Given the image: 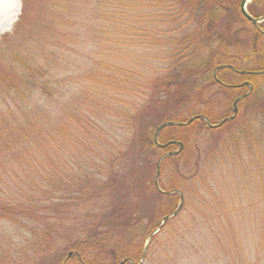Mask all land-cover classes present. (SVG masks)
Segmentation results:
<instances>
[{
  "label": "trees",
  "instance_id": "obj_1",
  "mask_svg": "<svg viewBox=\"0 0 264 264\" xmlns=\"http://www.w3.org/2000/svg\"><path fill=\"white\" fill-rule=\"evenodd\" d=\"M46 1L45 10L52 18L53 45L49 49L46 46L43 55L52 62L49 69L42 65L37 66L35 74L62 70L64 63L59 51L68 47V41H76L74 33L78 29L84 28L94 32L92 22L96 20V14L101 13L99 8L105 6L104 9L112 10L121 3L120 10L136 11L134 0ZM201 1L180 0L183 8L193 13L196 11L192 8L200 7L199 27L194 37L177 34L161 36L169 39L170 46H183L179 49L180 58L185 56L192 44L200 42L203 47L201 49L205 50L207 55L198 68L191 62L180 66V62L186 59L184 57L178 64H174L171 70L165 72V78H154L147 82L149 85H145L146 80L134 82L133 85H130L128 80V83L122 84L121 80H126V71H123L116 81L110 77L108 62L114 61L119 54L124 56L126 51L119 52V47L126 49L127 46H120L119 42V45L103 49L99 45L100 51L110 56L106 60H98V70L101 72L93 75L95 77L97 74L98 78L96 77L97 82L91 89V94L87 97L83 95V98L75 103L74 109L69 110L68 116L65 114V108L67 112L68 109L62 105L63 102L60 104L56 101L58 108L56 111L51 110L50 101L59 98L57 87L61 85L60 82L53 83L55 87L51 93H47V87H44L42 97L45 99L42 101L40 97L35 100L31 110H25L18 118L12 115L2 116L0 123L5 128L0 129V221L12 223L30 235V247L23 250V253L30 256L32 264H46L49 258V264H69L70 261H75L76 264H91L94 258L90 257V253L93 249L100 251L98 248H103L101 250L106 251L109 258H113V264H119L126 259L133 263L125 264H140L149 235L159 227L165 216L173 213L163 212L161 220L153 228L147 229L152 225L145 219L144 196L151 195L150 191L155 186L141 173L143 166H138V159L144 154L157 155L158 152H165L161 153L163 156L179 149L178 145L173 144L165 148L158 147L154 143L156 129L163 123H174L175 126L165 127L160 131L158 143L163 146L169 142L181 143L183 150L186 138H162L165 129L182 130L196 125L198 133H202L204 130L213 129L210 126L230 121L228 119L232 115H222L218 120L207 108L193 112L189 117L180 118V113L175 112L179 107H187L192 93L197 90L202 92L203 87L214 85V68L222 67L219 68L221 70L218 69L217 78L231 86L227 88L215 84L218 94L236 92L238 96L240 93H246V87H237L243 81L250 82L253 91L259 88V77L264 75V22L253 26L247 21L239 10V0H216L213 7L209 6V2ZM28 2L29 0H22L19 23L27 16ZM221 11L228 15L224 32L218 31L220 23L217 18ZM247 12L256 19L263 17L264 2L252 0L247 6ZM63 19L68 22L60 23ZM239 24L242 28L252 27L253 34L249 37L251 40L249 39L246 51L230 54L231 49L239 44L237 35L240 29L235 30V25ZM135 35L130 34L124 39H130L131 42L135 40ZM191 61L199 62L194 59ZM240 62L246 66L240 67ZM222 72L235 80L221 79L219 75ZM240 72L245 75H239ZM27 77L31 82L33 76ZM167 78L170 79L167 81ZM142 89L147 91L139 97ZM137 98L141 103L136 102ZM249 98L247 96L239 100L238 108ZM19 104L26 105V99H19ZM104 108L125 123L115 127V131L122 133L114 142L108 139L107 131L98 129L100 127L96 123L97 114L103 113ZM191 118L195 119L187 124ZM11 121L16 123L15 126L12 127ZM136 143L137 147L140 145L138 156L132 153ZM98 152L101 153L98 155L101 157L99 164L95 160ZM172 159H176V156H166L160 164V171L164 162ZM150 173L156 175V166ZM158 185L164 193H159L155 188L156 199L171 200L175 197L180 202L179 195L170 194L174 190L167 191L159 183ZM6 192L8 195L1 196ZM204 206L203 204L201 208ZM70 212L73 215L81 213V225H78L80 229L70 222L65 224V220H73L69 216ZM167 222L168 220L152 236L144 255L147 256L148 251H151L150 244L155 241Z\"/></svg>",
  "mask_w": 264,
  "mask_h": 264
},
{
  "label": "rangeland",
  "instance_id": "obj_2",
  "mask_svg": "<svg viewBox=\"0 0 264 264\" xmlns=\"http://www.w3.org/2000/svg\"><path fill=\"white\" fill-rule=\"evenodd\" d=\"M3 1H13L22 9V0ZM215 1L202 0L201 3L209 2V6L213 7ZM134 4V12L120 10L121 3L112 10L104 9L105 6L99 8L101 13L96 14V20L92 22L94 32L78 29L74 33L76 41H68V47L59 51L64 63L62 70L35 74L39 65L47 69L51 67V59L44 58L43 54L46 46L49 49L53 45V26L51 15L46 12L47 1L29 0L27 16L19 23L20 11L13 26L0 33V121L2 116L18 118L25 110H31L35 100L40 97L42 101L45 99L42 97L44 87H47V93L54 90V82H60L61 85L57 87L59 98L50 101L51 110L56 111L58 108L56 101L60 104L63 102L62 105L68 109L67 112L65 108L68 116L69 110L74 109L75 103L83 95L87 97L91 94L97 74L101 72L98 70V60H106L110 56L101 52L99 45L103 49L119 45V42L120 46H127L126 49L119 47V52L126 51L124 56L119 54L114 61L108 62L110 77L114 80L117 81L118 76L126 71V80L120 79L122 84L128 83V80L130 85L146 80L145 85H149L147 82L154 78H165V72L184 57L186 62H180V66L189 62L195 68L201 66L207 52L201 49L200 42L192 44L185 56L180 58L179 49L183 46H170L166 38L171 34L194 37L199 27L200 7L192 8L196 11L193 13L184 9L180 0H134ZM227 16L226 12H220L217 18L220 23L218 31L224 32ZM64 22L68 20L63 19L60 23ZM235 28L240 29L237 35L239 44L231 49L230 54L246 51L251 40L249 37L253 34L252 27L242 28L239 24ZM130 34L137 35L131 42L130 39H124ZM239 66L246 65L240 62ZM30 75L33 76L31 82L27 77ZM212 76L217 78L216 68L212 70ZM219 77L226 81L235 80L225 72L220 73ZM259 78V88L249 95L250 98L241 103L240 108L236 103L237 112L233 120L202 133H198L196 125L182 130H164L162 138L183 137L186 138V146L175 155L176 159L164 162L158 183L164 190L179 191L183 202L177 215L168 220L155 241H152L151 251H148L147 256L144 255L140 264H264V75ZM215 84L205 88L200 86L203 87L202 92L197 90L192 93L187 107L175 110L180 113L179 117H189L193 112L206 108L218 120L225 114L231 116L237 93L218 94ZM145 91L142 89L139 97ZM22 98L26 99V105L19 104ZM138 98L136 102L141 103ZM97 116L94 118L100 127L98 129L107 131L108 139L114 142L122 133L115 131V127L125 123L106 108ZM15 124L11 121L12 127ZM2 128L5 126L0 123ZM139 150L140 145L137 147L136 143L133 155L138 156ZM161 153L144 154L138 159V166H143L141 173L150 184L155 182L156 177L155 174L151 175V169L155 168ZM99 154L95 158L98 164L101 160ZM154 191L155 187H152L151 195L142 193L146 200L145 219L152 225L147 229L153 228L161 220L163 212L172 213L179 205L175 197L171 200L156 199ZM5 195H8L7 192L1 194ZM203 204L205 206L201 208ZM69 216L73 220H65V224L70 222L80 229L81 213L73 215L70 212ZM29 242L28 233L12 223L0 221V264H32L30 256L23 253L30 247ZM98 249L100 251L93 249L90 253V257L94 258L91 264L115 262L107 256L106 251L101 250L103 248ZM45 263L49 264L50 258ZM69 264L76 263L70 261Z\"/></svg>",
  "mask_w": 264,
  "mask_h": 264
},
{
  "label": "water",
  "instance_id": "obj_3",
  "mask_svg": "<svg viewBox=\"0 0 264 264\" xmlns=\"http://www.w3.org/2000/svg\"><path fill=\"white\" fill-rule=\"evenodd\" d=\"M251 2H252V0H241V3H240V12H241L242 16H243L247 21H249L253 26H257V25H259V24H261V23L264 22V16L261 17V18L256 19V18L251 17V16L248 14V12H247V5H249ZM219 68H222V67H218V68H216V70L219 69ZM236 103H237V101H235L234 104H233V107H234V108H233V114H232V116L229 118V120H233L234 117H235V115H236V112H237ZM194 119H195V118H191L187 124H190ZM205 121L207 122L206 119H205ZM223 123H224V121H222V122H221L220 124H218V125L210 126V127H211V128H217V127L221 126ZM187 124H180V126H185V125H187ZM169 126H175V124L172 123V122L163 123V124H161V125L156 129V131H155V133H154V143H155L158 147H160V148H165V147H167V146H169V145H171V144H173V145H178V146H179L178 151L173 152V153H167V154L161 156V158L158 160V162H157V164H156V177H155L154 186H155V188L157 189V191H158L159 193H164V192H162V191L159 189V187H158V179H159V175H160V164H161L162 160H163L166 156L176 155V154H178V153L182 150V144H181V143H177V142H169L168 144H166V145H164V146H163V145H159V143H158V134H159L160 131L163 130L165 127H169ZM174 193L178 194L179 197H180L179 205H178L177 209H176L172 214H170V215H168V216H165V217L162 219V221L160 222L159 227H158L154 232H152V233L149 235L148 240H147V242H146V244H145V246H144V251H143V256H142V258L144 257V254H145L146 248H147V246L149 245V242H150V239L152 238V236L155 235V234H156V233H157V232L163 227V225L165 224V222H166L167 220H169L170 218L176 216L177 213L180 211V208H181V205H182V202H183V197H182L181 193H180L179 191H177V190H174V191L170 192V194H174ZM70 255H71V254H69V256H70ZM126 262L133 263L132 261L126 259V260L121 261L119 264H125Z\"/></svg>",
  "mask_w": 264,
  "mask_h": 264
},
{
  "label": "bare ground",
  "instance_id": "obj_4",
  "mask_svg": "<svg viewBox=\"0 0 264 264\" xmlns=\"http://www.w3.org/2000/svg\"><path fill=\"white\" fill-rule=\"evenodd\" d=\"M20 5L10 1L0 0V33L8 31L20 15Z\"/></svg>",
  "mask_w": 264,
  "mask_h": 264
},
{
  "label": "flooded vegetation",
  "instance_id": "obj_5",
  "mask_svg": "<svg viewBox=\"0 0 264 264\" xmlns=\"http://www.w3.org/2000/svg\"><path fill=\"white\" fill-rule=\"evenodd\" d=\"M222 69V68H221ZM221 69H219V70H221ZM232 72H235L234 71V69H232V68H229ZM218 69L216 70V74H217V72L219 71ZM248 74H254V73H248ZM239 75H241V76H243V75H245V73L244 72H240L239 73ZM214 78V77H213ZM214 82L218 85V86H223V87H227V88H231V86H228V85H226V84H224V83H222L221 81H219V79L218 78H214ZM238 88H247V92L246 93H240L238 96H236L235 97V100L234 101H239V100H242V99H244V98H246L247 96H249V95H251V93L253 92V87H252V85L250 84V82H248V81H243V82H241L238 86H237ZM229 120V119H228Z\"/></svg>",
  "mask_w": 264,
  "mask_h": 264
}]
</instances>
